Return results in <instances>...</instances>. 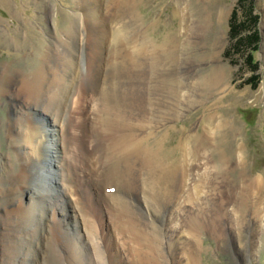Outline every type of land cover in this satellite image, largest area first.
<instances>
[{"label": "rangeland", "instance_id": "rangeland-1", "mask_svg": "<svg viewBox=\"0 0 264 264\" xmlns=\"http://www.w3.org/2000/svg\"><path fill=\"white\" fill-rule=\"evenodd\" d=\"M113 1L0 0V232L13 228V221L6 215L14 209L37 204L48 207L43 219L46 233L37 229L25 239L20 233L15 240L17 245L22 239V246L17 249L21 255L28 250L37 254L34 264H43L42 255L55 250L68 258L67 246L61 243L75 232L80 233L76 244L82 257L87 256L86 264H129L128 258L125 259L127 252L117 245L121 242L110 221L109 208L114 206L116 195L125 198L138 215H143L142 219L162 226L159 245L162 264H194V260L199 264H264V0H136L133 14L119 10ZM95 17L102 19L103 28L109 33L124 29L127 35L138 38L134 44L152 43L158 47L152 51L157 56L163 55V48L170 53L168 60L163 61L161 56L163 60L154 79L148 77L147 82L161 85L164 79H173L188 95L190 91V99L168 114L163 101L166 94L159 86V90H154L153 104L149 101L140 110L136 121L139 126L135 130L152 133L149 143L164 138L160 154H168L177 161L183 155L189 157L186 161L191 166L187 174L190 176L184 190L193 181L200 184L202 177L198 199L184 202L181 198L183 203L178 205L174 201L164 207L160 201V206L155 205L159 210L153 213L144 200L145 179L139 178V187L126 190L100 172L106 167L100 166L103 151L97 150L96 139L102 130L96 118L107 104H113L104 99L103 92L126 93L136 83L131 82L127 72L111 67L114 59L111 44H107L111 38L106 39L107 45H102L100 53L95 48L92 30L99 26L93 23ZM232 18L238 22L245 19L241 29L246 28L248 33L254 30L258 39L249 54L257 64L256 83L254 79L247 81L254 74L247 53L244 55L243 49L240 53L228 52L234 41L229 36ZM75 26L76 47L67 53L73 39L67 31ZM44 53L49 54V61L42 57ZM63 54L78 57L73 67L75 74L72 80H67L68 89L59 111L56 108L46 111L35 105L21 87V81L24 75L44 64L48 79L42 82L41 90H45L54 73L63 68ZM216 74L223 80L215 86L216 91L205 93L200 80H210ZM207 115H213L209 123L205 120ZM49 122L55 124L58 153L53 156L58 158L53 157L56 167L52 169L56 172L42 167L44 184L48 181L45 187L48 196L43 193L33 197L30 193L34 190L31 185L34 171L30 175L28 171L33 164H42L45 145L50 142H46L45 131L37 130V125H45L46 132H50L46 126ZM203 129L210 144L198 151V155L192 148L178 147L182 130L190 136L187 146L193 147L195 136ZM221 152L228 159L219 164L217 158ZM53 177L58 179L50 184ZM251 178H258L261 192L248 185ZM246 196L242 207L239 202ZM201 201L206 203L202 205ZM85 210L86 218L91 220L90 235L83 222ZM182 215H187L189 220L198 215L209 220L197 236L199 243L195 246L199 251L188 242L192 234L184 224L180 226ZM39 218L37 215L34 224ZM8 240L3 239L2 243ZM51 240L58 245L56 248L50 246ZM1 248L0 244V251ZM96 250L102 258L95 257Z\"/></svg>", "mask_w": 264, "mask_h": 264}, {"label": "bare ground", "instance_id": "bare-ground-1", "mask_svg": "<svg viewBox=\"0 0 264 264\" xmlns=\"http://www.w3.org/2000/svg\"><path fill=\"white\" fill-rule=\"evenodd\" d=\"M115 2L119 10H122L124 12L129 11V13L131 14H133V10L135 9V6L137 4L136 0H114L112 4H114ZM94 20L95 22L93 23H95V25L99 24L98 28L94 29L93 27L92 30L95 48L100 53L102 45L106 42V39L109 40L111 38L110 40L111 42H107V44H111L110 45L111 56L114 59V61H112L111 67L114 70L115 69L117 71L119 70V72L122 73L127 72L129 74L127 77L130 78L131 82L136 83L133 85L132 88H128L126 90V93L124 91L123 93L115 94L109 92L110 90L108 91L104 90L103 92V94L105 95V98L104 97L103 98L106 101L113 102V104H107L105 111L102 112L98 118H96V120H98V122L100 123L101 126L100 129L102 130L101 134L98 133L96 139L97 150L101 149L103 151L102 157L101 158L98 157V158L100 159V161H103L104 163L103 165V163L101 164L100 162V166L106 167L100 172L104 174L103 177L108 178V180L112 179V181L115 182L113 183L114 185H117L119 187L121 186V189L123 188L126 190H130L137 187L139 185L138 183L139 178L145 179L146 184L144 186L145 189H143V191L145 192V194H147V196L144 197V200L147 206L149 208H152L151 210H153V213L159 210L157 207H155V205H159L158 202L160 201L162 203L161 207H164L165 205L172 204V202L174 201L175 204L178 203V205L183 203L180 200L181 198H183L184 202L186 200L189 201L190 199L195 197L198 199L199 193L201 191L200 188L202 187L201 185L203 184L202 177L199 178V182L201 181L200 184H197V182L193 181L191 187L189 185L188 189L184 190V186H186V178L187 176H190L187 174L188 171H190L191 166L189 167V162L186 161V158L189 157L182 154L183 156L180 157V160L178 159L177 161L171 159L168 154L165 153L160 154V152L163 150L162 145L164 138H160L161 140L158 139L156 141H153L152 143H149L148 139L150 138L152 133L148 132L142 134L135 130L137 128V125L139 126V123H137L138 122L137 118L141 113L140 110L142 111V109H144L145 107L144 105L147 104L149 101L150 104H153L152 102L153 95L155 94L154 90L155 91L159 90V86L162 87L163 91L166 94L165 95L166 98H164L163 101L165 102L166 105L165 112L168 114L173 113L180 104L190 99V95H191L190 91L188 90L189 91V95H188L187 90H183L182 89L183 87L181 88V84L177 81L179 83L178 84L173 79L166 78L163 80L161 85H157V84L152 85L149 84V82H147L149 81L148 77L152 76L150 80L154 79L153 75L156 69H158L157 66L160 65V61L163 59H164L163 61H165L171 58L170 53L167 52L165 48H163L162 49L164 51L163 55L157 56L156 53H153L152 51L154 50V48H158V47H156L152 43L148 44L146 42L144 43L141 42L139 45L134 44L133 43L134 40L138 38L133 37L132 36L133 34L127 35V32L124 29H115V30L113 29L114 31L109 33L108 30H105L103 28L104 22L102 21V19L95 17ZM150 24L152 25L154 24V22H151ZM76 28H77L76 26L74 29L68 28L67 32L71 37V39L72 38L73 39L72 41L69 42L67 46L68 49L65 51L67 53L70 52V49L76 47L74 45V40L77 39L78 36V32ZM107 44L105 43V45ZM161 56L163 57V59L161 58ZM42 57L49 61L48 59L49 54L44 53ZM61 58H62L61 66L63 65L62 66L63 68L60 67V69H58L57 74L54 73V78L50 80L49 82L50 85H48V87L45 90H41L42 88L41 84L42 82L45 81V78H47L46 70L44 69L43 66L44 64H41L32 72H29L26 75H24L21 81V87L27 93V95L32 98L31 100L34 101L35 105L39 107H43L46 111H50V110L52 111L55 108H56L55 110L56 112L59 111L61 107L60 105L62 104V100L64 99L65 93L68 89L67 85L69 81L67 80L68 79L72 80L75 74V73L73 74V70H74L73 67H75L78 61V57L76 55L69 57L66 56V54H63ZM147 72L149 76L146 74ZM220 80H223V77L220 76L219 74H216V76L214 78L212 77L210 80H206L202 78L200 81L201 84L204 86V91L206 93V91L207 92L216 91L215 86L220 82ZM112 90L115 91L113 88L111 89V91ZM43 94L46 95L45 99L43 97ZM212 116L213 115H207V117L205 116L204 117L205 120L209 123L213 120V119L211 120ZM95 123H97V121ZM37 126H39L37 130H41V133H44L45 131V135H47L46 142H49V140L50 142L46 143L45 145L46 151L42 160L43 166H41L42 164L35 163L33 164L34 166H32L31 170L29 171L26 170L28 171L29 175H30V171L31 173L34 171V175L32 176L33 181L31 179V185L32 187H34V190H31L30 193V195L33 197L34 196L40 197L43 195V193H45V195L48 196L47 191H45L47 190L45 187L48 186L46 185L47 184L46 182L48 181H46L44 184L43 181L44 173L42 169L46 167V169L50 171L53 166L56 167L55 162L53 161V157H55L56 159L58 158L57 156H53V154L58 153L55 145L56 134L53 132L55 130V124L49 122L46 125L49 126L51 130L50 132H46L47 129L43 124H38ZM184 133L185 131L182 130L180 141L177 144L178 147L181 146L183 149L192 148L193 153L198 155V151L200 150L202 151L203 148H205L207 145L210 144V141H207L206 131L204 129L202 132H200L198 135L195 136L194 142L191 139L193 142L192 144L193 147L187 146L190 136ZM29 142L31 143L32 141L30 140ZM35 143L37 144L36 141ZM98 158L97 161L99 160ZM217 159H218L217 162L220 164L221 162L224 163L225 160H227L228 158L221 152ZM52 170H54V168ZM54 172L56 171L54 170ZM29 175L27 174L28 177ZM55 175L57 176V174ZM57 179H54V177L51 178L50 184H52L53 181L56 182ZM63 179L64 178L62 176L61 180ZM248 185L251 186L252 188L257 189L258 192L262 191L258 178H253L252 180H250ZM252 188H249L248 190L250 191V189L252 190ZM185 191L187 192V194ZM247 196L244 199L241 198V200L243 199V201L239 202L240 205L241 203L245 204V200ZM33 197L32 200L34 201V203H37L35 202ZM260 199L261 198L259 197L258 201ZM113 200H114V206L112 208H109L111 214L110 221L114 225L113 226L114 231L119 238V242H121V243L117 242L119 249L121 245L123 249L127 252V257L125 256V259L128 258V263L129 264H162L163 259L159 251V245L162 238V228H161L162 226H157V224H154V222L150 219L149 220L146 219L147 221L142 219L143 215L139 214L140 215L139 216L138 212H136L134 209L131 208V206L128 205L127 203L128 201L125 198L120 196L116 197V195H114ZM57 206L59 207V205ZM63 206L64 205H62L61 207L63 208ZM78 206L82 208L80 202H78ZM46 209L48 210V207L46 208L44 206H37L36 204L33 205L32 207L27 206L25 208L20 207L14 209V211L11 212V214L6 215L9 221H13L12 223L13 228L12 229L7 228V230L0 232V239H1L0 244L2 245L3 248V250L0 251L1 252L0 264H28V263L34 264L33 259L37 257L36 256L37 254H35V252L31 254L28 252L29 251L28 250L26 252H23L21 255L17 249L21 248L22 246V242L20 241L22 239H25V236L27 235L29 237L31 232H34L35 230L39 229L40 232L42 233V229H43V232L46 233V231L44 230L47 227L43 221ZM51 209L49 208V210ZM61 211L62 213L64 212L63 209ZM82 214H83L84 226L87 227L86 230L90 235L92 229H90L91 225L88 224V222H90L91 220L86 218L88 216V211L85 210ZM37 215L40 216V218L38 219L37 223L34 224ZM74 219L76 218L74 217ZM205 219L207 220V218ZM205 219L203 220L201 217H199V215L191 217L190 220L187 215H182L181 218H179V221H181L180 226L183 227L184 224L185 229L188 230L187 232L190 235L192 234L190 236L191 239L188 242L189 244H191V247H193L195 251H199L197 246H195L199 243L198 235H200L201 231L206 226V223L209 222V220L206 221ZM143 220L146 222H144ZM32 222L34 226L31 227L29 231H27L26 227L31 225ZM175 231L177 232V230ZM20 233L23 235V238L21 240H18L17 245H15V243L17 242L15 240L18 239L16 236H18ZM65 234L68 235V233L66 232ZM79 238H81L80 233L75 232V234L74 233L71 234V237H65L66 240L63 243H61L63 246L64 245L67 246L66 255H68V258L67 257L65 258L61 254L59 255L58 253L60 252L55 250L52 253H49V255L46 253H44L45 255H42L43 264H67L66 262H68L69 264H86L87 256L86 258H83L81 252H79L77 249L76 243L78 242ZM3 239L6 240L9 239V240L6 244H4L2 243ZM29 240L30 239H28L27 242ZM12 242L14 244H11ZM50 242L49 243L52 248H56L58 246L56 242L53 243L54 241L52 240ZM28 245L29 247H32L30 244ZM184 246L185 245H183V247ZM73 247H76V250L75 249L73 250ZM97 251L98 250H96V252L94 253L95 257L97 259L102 258L100 252ZM194 261H195L194 264H199L196 260ZM98 262L100 263V260ZM114 264H118V263L115 262Z\"/></svg>", "mask_w": 264, "mask_h": 264}, {"label": "trees", "instance_id": "trees-1", "mask_svg": "<svg viewBox=\"0 0 264 264\" xmlns=\"http://www.w3.org/2000/svg\"><path fill=\"white\" fill-rule=\"evenodd\" d=\"M247 17L245 19H247ZM244 20L238 22L237 19L235 20L232 18V20L230 22V27H229V36H230V39H233L234 41L232 42V45L229 48L230 51H228V52L231 54H234L237 52L240 53L241 52L240 49H243V54L245 55L247 53L246 58L248 59V62L250 65V70L253 71V73H254V71L257 70V64L254 61H251L250 57H252V56H250V55H251L252 51L255 49L256 43L258 42V39L255 35L254 30H253V33H248V30H246V28L241 29V24H242L241 22H244ZM244 32H246V33H244ZM257 78H258V75L256 73H254V74H252L251 78L248 79L247 81L250 82L254 79V81H255L254 83H256Z\"/></svg>", "mask_w": 264, "mask_h": 264}]
</instances>
